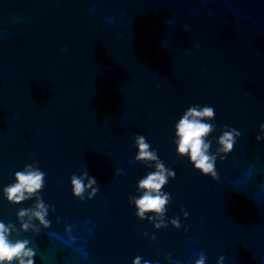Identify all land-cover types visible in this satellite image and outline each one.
Segmentation results:
<instances>
[{
  "label": "water",
  "instance_id": "obj_1",
  "mask_svg": "<svg viewBox=\"0 0 264 264\" xmlns=\"http://www.w3.org/2000/svg\"><path fill=\"white\" fill-rule=\"evenodd\" d=\"M192 104L214 107L210 152L223 125L241 133L216 179L176 154ZM261 122L264 0H0V220L35 264H194L201 251L206 264H264ZM135 133L176 171L164 219L179 230L134 215L128 198L151 170L133 159ZM34 161L49 225L22 231L17 212L36 197L11 204L2 190ZM84 172L98 191L81 200L70 177Z\"/></svg>",
  "mask_w": 264,
  "mask_h": 264
},
{
  "label": "clouds",
  "instance_id": "obj_2",
  "mask_svg": "<svg viewBox=\"0 0 264 264\" xmlns=\"http://www.w3.org/2000/svg\"><path fill=\"white\" fill-rule=\"evenodd\" d=\"M215 110L208 104H192L188 106L174 123V140L176 154L186 158L192 168L201 175L212 179L217 178L216 161L217 157L225 159L234 148L240 131L230 125H223V131L216 137L218 147L215 152H210L212 141L209 135L215 130ZM259 134L255 139L259 142L264 140V122L259 125ZM134 145L136 155L133 158L137 162L144 164L146 171L136 181V191L139 195L130 196L129 203L135 208L134 215L139 220L147 219L152 223L153 228L159 230L168 227L169 224L177 230L184 227L180 217H172L165 220L167 205L172 202L170 192L164 191L170 180L175 179L176 171L166 167L161 160L158 150L151 147L150 142L140 133L134 134ZM46 173L41 170L37 162L25 164L22 169L13 173V182L3 188V196L11 204H19L23 201L36 197V203L30 208H20L17 212V220L20 222V230L27 231L32 228L38 231L33 220L39 222V226L48 227L47 214L49 205L45 204L39 195L45 184ZM87 178V184L83 181ZM72 194L81 200L91 199L98 191L97 180L94 176H88L87 172L80 176L73 174L70 177ZM183 217L186 219L189 212L182 208ZM186 230V229H185ZM16 231L12 223H5L0 220V264H35V250L29 246L28 239L11 238V234ZM147 235V233H142ZM150 239H155L153 234ZM166 259L171 260V254H166ZM224 256L217 258V264H223ZM207 257L203 251L200 252L194 264H206ZM131 264H154L153 261L145 259L137 254ZM158 264V262H156ZM176 264H180L179 261Z\"/></svg>",
  "mask_w": 264,
  "mask_h": 264
}]
</instances>
